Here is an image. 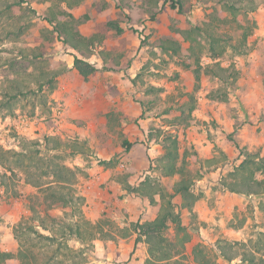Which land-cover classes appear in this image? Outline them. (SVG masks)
<instances>
[{"label":"rangeland","instance_id":"rangeland-1","mask_svg":"<svg viewBox=\"0 0 264 264\" xmlns=\"http://www.w3.org/2000/svg\"><path fill=\"white\" fill-rule=\"evenodd\" d=\"M256 1L258 8L248 14L242 13L240 21L236 22L221 3L213 0H189L184 13L160 1L155 20L150 19L145 0H0V100L8 92L0 109V250L18 251L19 241L14 228L21 220L32 218L34 211L72 217L69 206L49 205L46 199L44 188L53 176L42 177L39 185L28 181L38 179L34 172L46 169V159H54V163L75 170L73 185L76 194L83 197L85 182L90 180L92 168L97 167L95 173L107 174L120 186L100 183L98 191L106 190L111 199L120 201L121 206L125 204L124 200H128L140 210L138 219L142 221L154 218L156 208L149 200L127 192L124 187L128 183L138 184L146 175H154L167 192H173L178 176H161L154 165L155 159L165 152V143L161 136H155L156 130L169 128L178 133L182 154L185 150L198 153L200 162L189 157L188 168L199 170L203 175L193 188L195 195L200 194L195 202L191 203V199H184L180 194L173 197L185 229H178L171 223L165 231L166 237L176 243L174 248L182 250L179 256L186 263L247 264L240 257L225 260L219 255L217 246L218 242H236L235 248L256 250L255 242L264 236V195L231 192L222 184L242 160L241 151L232 138L245 150L259 151L264 155V0ZM114 5L113 12L117 16L114 21L126 26L131 36L137 38L138 45L127 49L128 44L133 45V37L119 39V45L108 51V58L111 56L116 61L107 62L105 67L108 69L100 68L101 71L122 69L124 80L130 87L129 98L123 97L127 115L121 121L120 111L110 108L104 129L96 109L90 110L93 112L91 117L76 113L82 100L83 104L89 105L90 96L78 100L77 94L82 87L90 85L96 73L87 80L79 75L74 66V52L60 40L45 16L50 10L57 15L63 11L72 13L79 19L73 21L75 28L89 24L96 27L98 31L93 38L101 45L105 39L119 37L115 32H107L112 28L101 17L102 10ZM65 20L68 19L65 17ZM208 24L231 37L232 45L221 61L226 65L233 60L240 70L232 84L205 73L204 67L199 80L195 78L197 59L189 52L190 41L185 39L184 31L194 25ZM246 27L250 28V33L243 41L244 52L241 53L233 45L242 43V32ZM165 39L180 42L181 51L174 54L172 50H163L161 43ZM199 55L203 66L210 62L208 53ZM63 68L53 82H44L41 87V81L48 75L42 80L34 77L41 78L43 72ZM152 86L156 89H151ZM116 87L115 92L119 90ZM212 91L219 96L214 97ZM225 93L227 98L222 99ZM58 107L63 110L60 123L54 120V110ZM19 115L38 120L28 134L20 133L15 127L14 121ZM144 123L146 126L141 128L144 137L132 136L135 153L142 150L139 160H144L143 165L135 168L123 140H129L128 129ZM151 134L154 137L148 139ZM25 139L38 143L27 147L23 145ZM6 150L38 152H32L30 159H23L15 154H5ZM40 156L45 157L44 162L39 160ZM106 156H110L109 159ZM209 158L216 161L209 165L205 163ZM198 202L205 212L210 208L208 218L199 217L198 210L194 209ZM105 203L106 200L102 199L99 208L90 210L97 215L95 222L84 212L86 200L77 204L80 206L77 210H81L93 226L82 225L80 231L86 241L81 242L73 234L68 240L69 246L82 250V264H148V244L145 241L139 242L141 252L138 251V256L133 254L134 249L119 261L112 258L114 255L110 257V241L119 246L129 236L137 238V234L130 230L135 221L130 220L125 207H121L124 212L121 218L127 220L121 226L110 212L103 209ZM29 245L35 252L42 250L45 253H51L57 247L55 244L52 248H41L36 239H32ZM100 247H103L101 254L98 253ZM260 248L264 253V247ZM64 253L66 249L61 247L58 257H63ZM10 263H17V260L14 258ZM70 263L69 258L64 264Z\"/></svg>","mask_w":264,"mask_h":264},{"label":"trees","instance_id":"trees-1","mask_svg":"<svg viewBox=\"0 0 264 264\" xmlns=\"http://www.w3.org/2000/svg\"><path fill=\"white\" fill-rule=\"evenodd\" d=\"M160 1L168 3L172 9L184 13L186 11V4L189 0H146V9L151 20H155L157 17ZM213 1L221 3L222 8L227 10L231 14V19L236 22L240 21L242 13L248 14L254 12L258 8V2L256 0ZM154 8L157 10H153ZM65 17L68 20L64 21ZM45 19L54 26V30L59 34L60 40H62L64 44L79 52H82L83 48H85V50H90V46L94 43V39L82 35L80 31L74 27L73 21H78L79 19L75 18L72 13L63 11L57 15L54 11L52 12V10H50V14L45 16ZM108 25L118 32L122 31L120 25L114 20L108 21ZM238 25L242 27V24L238 23ZM249 33L250 28H244L242 32V43L233 45L238 52H244L243 41L248 37ZM184 36L186 40L190 41L189 52L196 55L197 67L194 73L197 81L200 78L202 67H204L205 73L217 78L219 81L225 83L230 82L231 84L236 81L240 70L237 68L235 62L230 60L228 64L224 65L221 61L228 47L232 45L230 43V36L221 33L209 24L204 26L194 25L189 30L184 31ZM202 39L205 41L204 43H202ZM161 48L166 51L172 50L174 54H178L182 49L180 42L169 39H165L161 43ZM202 51L208 53L211 59L210 62L204 66L200 62L199 55V53H203ZM74 66L84 80L89 79L90 75L98 70L95 64L78 54H74ZM103 69H108L105 67V64ZM63 70L64 68L53 70L48 73L43 72L41 78L38 76L34 77L42 80L46 77V74L48 75L44 81H41V87L44 82H53L56 76L61 74ZM151 89L156 88L152 86ZM211 94L214 95V97L215 95L219 96V94H213V91ZM7 95L8 92L3 94V98L0 100V109L4 105V99ZM226 98L227 93H225L222 99ZM156 131L158 133L155 134V136H161L165 143V152L155 159L154 165L161 176H178V180L174 182L172 193L167 192L165 187L154 175H146L136 185L130 183L125 185L124 188L127 192L134 193L143 199H148L150 205L156 208V216L154 218L145 219L144 221L138 219L132 222L130 230L137 234L135 240L136 245L140 241H145L148 244V264H190L186 263L182 259V256H179L182 250L180 248H174L176 243H173L166 237L165 231L169 228L171 223L175 224L178 229H185L181 221V213L177 209L178 206L173 202V197L180 194L184 199H191V203L199 198L200 194L195 195L193 188L197 179L203 174L199 170L195 171L188 168V158L191 157V159L196 162H200L201 159L196 151L185 150L183 154L181 153L178 133L171 132L169 128L158 129ZM152 136L154 137V135L151 134L148 139H152ZM232 140L235 142L236 147L240 149L242 160L238 165L234 166L233 170L229 172L222 184L231 192L251 196L264 195V155H261L259 151L251 152L245 150L234 138H232ZM23 143L24 146L28 147L36 145L38 142L25 139ZM123 145L126 150L129 151L134 145V142L124 139ZM1 150L4 151L3 149ZM32 152L36 153L38 150H6L4 153L22 156L23 159H30ZM29 154L31 155L29 156ZM39 160L44 162L45 157L40 156ZM46 160V169L40 172H34L39 180L37 179L34 181L32 178H30L31 180L28 178V181L34 185H39L42 177L53 176V180L49 181V184L44 188L46 191V199L49 201V205L69 206L72 211V217H61L53 215L48 211H46L45 214L34 211L32 218H28L24 221L21 220L14 228L16 238L19 241L18 251L12 253L0 250V264H38L39 261H41L40 264H64L69 258L72 260L70 264H82V250H74L69 246L68 240L75 234L77 239L81 242H85L86 238L82 236L80 227L82 225L88 227L93 226V223L83 215V212L77 210L80 207H77V204L81 205L85 198L76 194L73 185L76 177L75 170L67 165L54 163V159ZM215 161L216 159L209 158L205 160V163L210 165ZM75 216L76 218H74ZM35 221L38 223L35 224ZM32 239H36L40 243L39 247L41 248H52L55 244H57V247L54 248L51 253H45L42 250L35 252L32 249L34 245H29ZM236 244L238 243L227 242L226 244H221L218 242L217 247L219 255L228 261L240 257V259L247 264H264V253L261 252L260 248L264 247V236L255 242V246L257 247L256 250H240L241 247L235 248ZM242 246L245 247L246 244H242ZM61 247L66 249V253L63 254V257H58ZM77 257H79V259H77ZM14 258L17 260V263H10ZM208 261L209 260H207V262ZM196 264L200 263L197 261ZM209 264L212 263L209 262Z\"/></svg>","mask_w":264,"mask_h":264},{"label":"crops","instance_id":"crops-1","mask_svg":"<svg viewBox=\"0 0 264 264\" xmlns=\"http://www.w3.org/2000/svg\"><path fill=\"white\" fill-rule=\"evenodd\" d=\"M146 1V0H145ZM116 8V5L113 6V8H107L105 10H102L101 13V17H102V21H104V23L108 24V21L110 20H114L117 16L116 13L113 12L114 9ZM127 12L128 9L126 10ZM98 21H101V19H98ZM120 27L122 28L121 32H118L117 30H112L109 29L107 30V32L109 34L112 33H117L119 34L118 38L116 39H105V41H103L101 43V45L97 44L95 42V38H93V36L95 35V33L98 31L96 29V27H92L90 24L86 25L84 27H80V28H76L77 30L80 31V33L88 38H93L94 39V43L90 46V50H85V48H83L82 52H79L78 50L66 45L69 50L73 51V54H78L80 56H82L83 58L87 59L88 61H90L91 63L95 64L96 67L98 68L97 71H95V75L91 78V82L90 85L88 87H82L79 91H78V100H82L85 98L86 95L90 96V101H89V105L86 106L85 104H83V100L82 102L78 105V111L76 112L77 115H83L86 117H91L92 113L90 110H94L96 109L97 111H99V122H101L103 124V127L105 129L106 124H107V118H106V114L108 113V111H110L111 109H117L118 111H120V115L119 117L121 118V121H123V116L127 115V110H124L126 108L125 105H123V97H128L129 98V94H130V87L129 85L125 82L124 80V74H123V70L122 69H118V71H114L113 69L111 70H106V71H101V69H103L104 64H107V62H111L114 63L116 60L113 57H109L110 55L108 51H111V49L114 47H116V45H119V39L122 38H131L133 36H131L130 34V30L124 26L123 24H119ZM98 28V26H97ZM133 35V34H132ZM133 45L128 44L127 45V49H131V47H134L136 45H138V40L137 38L133 37ZM63 44V43H62ZM64 45V44H63ZM65 46V47H66ZM104 49V50H103ZM88 52L87 54H85L84 52ZM89 54V55H88ZM88 56H92L88 57ZM74 57V55H73ZM96 62L98 64H96ZM103 64V66H102ZM102 66V67H101ZM57 77V76H56ZM84 79V78H83ZM118 86V91L115 92V90L117 89ZM189 90V89H188ZM107 99V102H106ZM117 107V108H116ZM122 107V109H121ZM111 108V109H110ZM86 112V113H84ZM82 113V114H81ZM84 113V114H83ZM37 120V119H36ZM141 121V119L139 120V122ZM118 126H120V124H118ZM146 125L141 124V126H135L132 129H128L127 133H128V139L129 141L133 142V138L132 136L134 135H142L144 137V131L141 128H144ZM32 128V127H31ZM136 145H133L130 149V151L128 152L129 156L133 157V165L135 168H137L139 165H143L144 164V160H139V158H141V156H139L142 153V150H139L136 152ZM108 157L107 159H109L110 156H106ZM146 163V162H145ZM97 167H93L92 168V174L90 177V180L88 182H85V187L83 189V195L84 198L86 200V204L84 205L83 209L84 212L86 211L87 213V217L89 219H91L93 222H95L97 215L93 212H90V210L92 208H96V207H100L99 206V202L102 199L106 200V203L104 204V208L106 209L108 212L111 213V217L113 219H117L119 224L121 226H124L126 224V220L122 219L121 214L124 213L121 207H125L126 213H129V217L130 220H134L137 221L138 220V216H139V212L140 210L134 206L133 204H131L128 200H124L123 202L125 203L123 206H121L122 204L119 203L120 201L117 200H113L111 199V194L107 193L106 190L104 191H98V184L100 183H107L110 184V187L114 186V187H120L118 185L117 182L110 180L109 177L107 176V174H97L95 173ZM94 171V172H93ZM81 187V186H80ZM97 188V189H96ZM125 191L122 190V193H124ZM89 205V206H88ZM202 204L201 202L196 203L195 205V210H198L199 212V217L201 219H206L208 218V213L211 212L210 208L207 209V211H204V207H201ZM126 217V215L124 216ZM130 238V240H129ZM135 238L136 236H129L126 238V241H122L119 246H116L113 241H110V243H108V246H111L110 250H109V255L110 257L112 255H114V257H112L113 259H117V261L121 260V258H123L125 255L127 254H131L132 251L135 249L136 251L133 253L135 256L139 255V252H141V248H139V246L141 245L140 243H138L136 245L135 243ZM100 251V254L103 253V247H100V250H98V253ZM135 259L132 260V262ZM140 263V261L138 262ZM111 264V262L109 263ZM131 264V263H129Z\"/></svg>","mask_w":264,"mask_h":264},{"label":"built area","instance_id":"built-area-1","mask_svg":"<svg viewBox=\"0 0 264 264\" xmlns=\"http://www.w3.org/2000/svg\"><path fill=\"white\" fill-rule=\"evenodd\" d=\"M63 110L58 107L54 110V120L58 123L62 121ZM38 120L27 117L26 115H19L18 119L14 121L15 127L20 131V133L28 134L31 127L36 125ZM124 166V163H122Z\"/></svg>","mask_w":264,"mask_h":264}]
</instances>
